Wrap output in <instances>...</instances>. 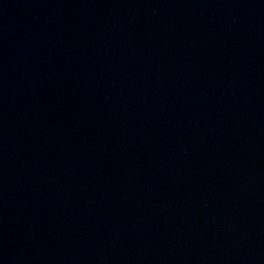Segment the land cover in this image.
Returning a JSON list of instances; mask_svg holds the SVG:
<instances>
[{"label":"water","instance_id":"obj_1","mask_svg":"<svg viewBox=\"0 0 264 264\" xmlns=\"http://www.w3.org/2000/svg\"><path fill=\"white\" fill-rule=\"evenodd\" d=\"M0 264H237L67 227L0 220Z\"/></svg>","mask_w":264,"mask_h":264}]
</instances>
